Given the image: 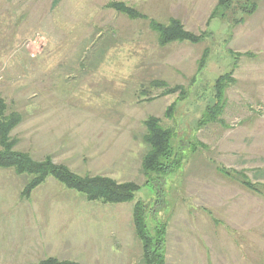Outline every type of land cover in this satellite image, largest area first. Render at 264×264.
<instances>
[{"label": "rangeland", "instance_id": "374dc122", "mask_svg": "<svg viewBox=\"0 0 264 264\" xmlns=\"http://www.w3.org/2000/svg\"><path fill=\"white\" fill-rule=\"evenodd\" d=\"M53 1L0 0V95L22 117L15 150L142 188L133 202L102 204L50 178L27 201L29 177L0 168V195L15 199L4 208L58 213L53 233L84 264H145L138 201L151 235L166 224V264H264V195L223 173L264 185V0H242L254 12L238 5L223 17L218 0ZM114 1L146 18L106 7ZM171 19L201 41L162 45L152 24ZM223 76L221 112L203 125ZM157 81L181 89L162 95ZM149 116L176 131L183 149L180 167L157 186L145 185L142 170Z\"/></svg>", "mask_w": 264, "mask_h": 264}, {"label": "trees", "instance_id": "16d2710c", "mask_svg": "<svg viewBox=\"0 0 264 264\" xmlns=\"http://www.w3.org/2000/svg\"><path fill=\"white\" fill-rule=\"evenodd\" d=\"M61 0H54L56 6ZM242 3V4H241ZM240 5L244 14L254 12V5L249 1L242 0H218L217 16H225L226 12L236 10ZM107 8L127 16L130 19H144L146 16L138 12L135 8L123 2H110ZM216 17V16H215ZM153 29L159 34V42L167 45L174 42L198 43L201 36H197L185 30L182 22L171 19L166 25L153 23ZM227 77L219 78L215 83L216 104L210 108L202 124H209L217 120L221 112V102L224 98ZM158 89H162V95L173 94L181 89L180 87H170L167 83L157 81L153 84ZM175 105L168 109L171 116ZM200 121V122H201ZM22 122V117L17 112H8L5 99L0 95V168L14 169L18 175H25L29 180L24 187L21 197L30 198L35 190L47 183L48 179H53L70 190H74L83 195L87 201L102 204H123L133 202L136 194L141 190V186L134 182L119 183L105 176H85L81 177L70 171L65 165H56L50 157L44 160H35L28 153L15 150V143L11 137L12 131ZM144 126L146 134L144 142L148 146V151L143 157L142 170L147 178L145 185L157 186L156 182L166 179L173 174L181 165L183 159V149H181L178 133L171 128H166L161 120L155 116H149ZM178 139V140H176ZM223 173L238 181L247 190L264 195V185L253 184L243 172L225 170ZM162 181V180H161ZM159 188V187H158ZM146 205L141 201L136 202L133 209V224L135 233L142 243L145 264H166V224L157 222L154 228L155 233L151 235L147 230ZM37 264H80L74 261H61L51 257Z\"/></svg>", "mask_w": 264, "mask_h": 264}, {"label": "crops", "instance_id": "0c3cea01", "mask_svg": "<svg viewBox=\"0 0 264 264\" xmlns=\"http://www.w3.org/2000/svg\"><path fill=\"white\" fill-rule=\"evenodd\" d=\"M14 200L0 197V264H37L51 257L84 264V253H75L76 246L69 244L66 236L53 233L62 226L58 213L5 209L2 205Z\"/></svg>", "mask_w": 264, "mask_h": 264}]
</instances>
